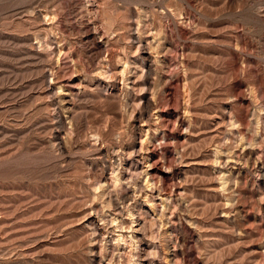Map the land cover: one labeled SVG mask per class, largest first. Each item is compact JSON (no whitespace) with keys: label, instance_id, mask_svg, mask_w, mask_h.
<instances>
[{"label":"rangeland","instance_id":"1","mask_svg":"<svg viewBox=\"0 0 264 264\" xmlns=\"http://www.w3.org/2000/svg\"><path fill=\"white\" fill-rule=\"evenodd\" d=\"M0 264H264V0H0Z\"/></svg>","mask_w":264,"mask_h":264}]
</instances>
